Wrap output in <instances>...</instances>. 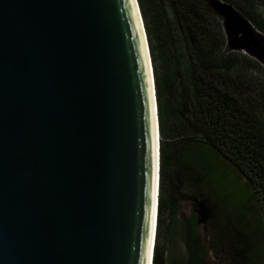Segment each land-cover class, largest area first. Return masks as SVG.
Returning <instances> with one entry per match:
<instances>
[{
	"label": "water",
	"instance_id": "water-1",
	"mask_svg": "<svg viewBox=\"0 0 264 264\" xmlns=\"http://www.w3.org/2000/svg\"><path fill=\"white\" fill-rule=\"evenodd\" d=\"M204 1L229 50L264 64V35ZM140 17L138 0H0V264H152L158 114L154 132Z\"/></svg>",
	"mask_w": 264,
	"mask_h": 264
},
{
	"label": "trees",
	"instance_id": "trees-1",
	"mask_svg": "<svg viewBox=\"0 0 264 264\" xmlns=\"http://www.w3.org/2000/svg\"><path fill=\"white\" fill-rule=\"evenodd\" d=\"M155 1L138 0V5L149 46L159 129L158 213L152 264H166L160 244L164 236L170 243L176 236L179 206L173 189L179 178L182 192L191 194L199 209L213 220L217 212L210 201H220L214 177L220 169L226 171L224 164L229 163L239 180H245L264 220V106L240 95L236 71L243 57L227 48L221 21L204 0H164L169 13L163 7L152 13L150 7ZM242 1L251 13L243 12L233 1L227 3L264 29L256 19L253 0ZM180 44L182 59L165 52ZM167 216L170 220L162 235ZM223 219L222 233L235 234L243 252H251L259 262L263 235L249 222L237 223L226 215ZM184 220L188 234L199 239L198 214L193 211Z\"/></svg>",
	"mask_w": 264,
	"mask_h": 264
},
{
	"label": "rangeland",
	"instance_id": "rangeland-1",
	"mask_svg": "<svg viewBox=\"0 0 264 264\" xmlns=\"http://www.w3.org/2000/svg\"><path fill=\"white\" fill-rule=\"evenodd\" d=\"M220 1L225 3L233 1L234 6L240 4L239 6L243 8V12L249 11L251 13L252 11L242 0ZM253 2V11L255 12L256 19L264 28V0H253ZM161 7H163L165 13H167L168 4H165L164 0H156L154 7H150L151 12L154 13V9ZM242 11H239L241 15L243 13ZM219 19L222 27V20L221 18ZM250 23L257 31L264 35V29L258 28L252 21H250ZM223 34L227 46L224 31ZM156 51L158 50L156 49ZM165 52H167L170 57H172L173 54L178 55V59H182L184 55L181 44L176 48H168ZM230 52L238 53L243 57L240 70L238 69L236 71L238 73L235 72L237 81L239 82L238 84H240V95L242 97L255 99L261 104V106H264V64L250 57L243 51L238 52L230 50ZM224 166L229 171H223V169H220L218 174L214 177L213 185L217 188L215 190L220 201H214L215 199H211L210 201V207L214 208L217 212L213 220L199 209L195 200L191 197V194H184L182 192V178H179L178 181L176 180L177 182L174 185L173 194L176 196L175 198L177 199L179 206V214L175 219L177 221L176 225L179 224L177 226L174 240H170L172 243H170L164 236L162 244H160L165 253L166 264H194L192 261L188 263L191 252L187 246L188 231L184 220L189 217L193 211L198 214L197 229L199 231V240L197 241V244L199 250L203 253V257L205 255L203 262L198 264H264V242L259 248L262 257L258 262L259 259L257 260V258H253L251 252H243L242 245L235 234L228 236L227 234L222 233L221 226L224 221L223 218L226 215L237 223L238 221H241L242 223H251L252 229H257L264 238V220L258 213L257 204L253 198L252 192L244 183L245 180H239L236 171L229 163H225ZM210 193L213 194L212 191H210ZM203 207L205 208V206ZM164 218L162 235L164 234L167 223L170 220L168 216ZM242 232L245 233V230H242ZM254 239L256 238L254 237ZM209 251H212L215 254L214 261L210 260L208 256Z\"/></svg>",
	"mask_w": 264,
	"mask_h": 264
},
{
	"label": "flooded vegetation",
	"instance_id": "flooded-vegetation-1",
	"mask_svg": "<svg viewBox=\"0 0 264 264\" xmlns=\"http://www.w3.org/2000/svg\"><path fill=\"white\" fill-rule=\"evenodd\" d=\"M198 240L199 239H197V237L192 238V236L188 234V241H187L188 245L187 246L191 252L190 259H189L188 263L190 261H192L194 264H198L200 262H203V260L205 258V255L203 257V253L199 250V247L197 244ZM177 264H180V263H177Z\"/></svg>",
	"mask_w": 264,
	"mask_h": 264
},
{
	"label": "snow or ice",
	"instance_id": "snow-or-ice-1",
	"mask_svg": "<svg viewBox=\"0 0 264 264\" xmlns=\"http://www.w3.org/2000/svg\"><path fill=\"white\" fill-rule=\"evenodd\" d=\"M155 117H156V106H155V103H153L152 119H153V131L154 132H155ZM151 196H152V200H151V208H152L151 222H152L153 231H155V228H156V197H157V192H156L155 186L153 187Z\"/></svg>",
	"mask_w": 264,
	"mask_h": 264
},
{
	"label": "bare ground",
	"instance_id": "bare-ground-1",
	"mask_svg": "<svg viewBox=\"0 0 264 264\" xmlns=\"http://www.w3.org/2000/svg\"><path fill=\"white\" fill-rule=\"evenodd\" d=\"M140 21H141V24H142V28H143V32H144V37H145V40H146L145 30H144L143 21H142L141 17H140ZM146 49H147V57H148V61H149V64H150V72H151V75H152V83H153L154 79H153L152 65H151V59H150V53H149L147 41H146ZM154 103H155V106H156V115H157V104H156V99L155 98H154ZM158 131L159 130H158V127H157V134H158L157 136H158V144H159V132ZM158 189H159V179H158V185L156 184L157 197H158ZM156 227H157V214H156ZM153 243H155V242L152 240V245H153Z\"/></svg>",
	"mask_w": 264,
	"mask_h": 264
},
{
	"label": "clouds",
	"instance_id": "clouds-1",
	"mask_svg": "<svg viewBox=\"0 0 264 264\" xmlns=\"http://www.w3.org/2000/svg\"><path fill=\"white\" fill-rule=\"evenodd\" d=\"M154 242H155V240H154ZM208 256H209L210 260H212V261L215 260V254L212 251H209Z\"/></svg>",
	"mask_w": 264,
	"mask_h": 264
}]
</instances>
